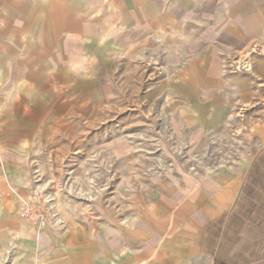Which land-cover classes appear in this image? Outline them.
Here are the masks:
<instances>
[{
  "label": "crops",
  "instance_id": "0c3cea01",
  "mask_svg": "<svg viewBox=\"0 0 264 264\" xmlns=\"http://www.w3.org/2000/svg\"><path fill=\"white\" fill-rule=\"evenodd\" d=\"M252 47L254 72L232 73ZM259 121L250 153L187 165ZM144 158L172 166L128 164ZM93 161L119 193L187 195L95 229L65 199ZM37 190L44 228L21 216ZM0 264H264V0H0Z\"/></svg>",
  "mask_w": 264,
  "mask_h": 264
},
{
  "label": "rangeland",
  "instance_id": "374dc122",
  "mask_svg": "<svg viewBox=\"0 0 264 264\" xmlns=\"http://www.w3.org/2000/svg\"><path fill=\"white\" fill-rule=\"evenodd\" d=\"M258 53V48L252 47L232 57L231 62L229 64V70L232 73L238 74H251L254 72L255 63H256V55ZM247 55L251 56V64L252 68L250 71L240 70L237 71L235 62L238 59H241ZM117 120V119H116ZM117 121H112L111 125L113 126ZM261 121L255 123L251 127H245L243 129L237 130L235 127L230 130L229 136L226 139H223L221 143L219 142L217 145L212 146V142L208 146H201L202 151L204 152L202 155H199L200 161H194L193 163H186L191 166L192 169H200L203 171H207L211 168H216L220 165H228L231 158H240L248 153H250L247 149L248 146L251 145V150H253V137L257 131V128L261 125ZM130 124V123H128ZM103 129V127H102ZM100 129V132H102ZM118 131V130H117ZM117 131H114V136L117 135ZM116 132V133H115ZM135 130L128 128L127 129V151L128 155H141L148 153V147L143 146L146 142V138L144 136L140 137V135L135 134ZM113 136V135H112ZM125 135H122V137ZM146 136H149L146 135ZM102 137V136H100ZM163 139L160 135L157 139ZM115 139V137H114ZM113 140V139H112ZM142 140V142H139ZM246 140V141H245ZM245 142V143H244ZM143 143V145L141 144ZM107 147H104L101 143V139L95 142V146L92 148L84 147V153H94V154H102L103 150H106ZM160 149V148H159ZM161 150V149H160ZM114 152L113 150L111 151ZM198 157V158H199ZM211 157V158H209ZM128 164L132 167L135 165H142L144 171L146 170H159L160 172L164 170V168L172 166L171 163L163 162L162 160L158 161H150L147 159H143L142 162H135L134 160L128 162ZM181 165H185V163H180ZM86 164L84 163V177H82L77 183V190L67 191L65 192V199L68 200L69 203L76 205L77 209L75 213H77V217L87 223L88 221H93L95 223V229H102L103 227H109L108 223L113 219H130L134 218L138 210H142L143 214L147 213V210L151 207V204L156 206L157 202L165 200L167 196H174L176 204L179 198H183L187 195V193L182 195H159L157 193H148L150 189L146 184V179L144 178L143 183V193L135 194L129 193V189H131L130 184H127V193H119L118 192V178L114 177H103L98 175L97 171L102 166V162L93 161L90 162V165L86 168ZM92 171L94 172V176H92ZM158 171V172H159ZM98 175V176H97ZM132 182L134 179H131ZM130 179H128V183ZM197 181L190 186V191L193 190ZM189 191V192H190ZM88 228H93L90 224L87 226ZM117 228L116 226H114ZM113 227V228H114Z\"/></svg>",
  "mask_w": 264,
  "mask_h": 264
},
{
  "label": "built area",
  "instance_id": "2783aa9c",
  "mask_svg": "<svg viewBox=\"0 0 264 264\" xmlns=\"http://www.w3.org/2000/svg\"><path fill=\"white\" fill-rule=\"evenodd\" d=\"M236 70L250 71L252 68L251 56L247 55L235 62ZM51 198L44 192L37 190L31 202L27 203L21 213L23 219L33 223L38 228L46 227L54 217V208Z\"/></svg>",
  "mask_w": 264,
  "mask_h": 264
}]
</instances>
